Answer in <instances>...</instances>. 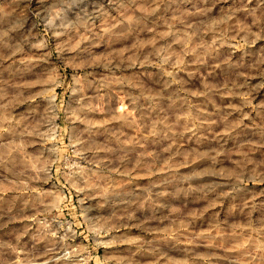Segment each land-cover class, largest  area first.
I'll use <instances>...</instances> for the list:
<instances>
[{
  "label": "rangeland",
  "instance_id": "374dc122",
  "mask_svg": "<svg viewBox=\"0 0 264 264\" xmlns=\"http://www.w3.org/2000/svg\"><path fill=\"white\" fill-rule=\"evenodd\" d=\"M17 263L264 264V0H0Z\"/></svg>",
  "mask_w": 264,
  "mask_h": 264
},
{
  "label": "bare ground",
  "instance_id": "6f19581e",
  "mask_svg": "<svg viewBox=\"0 0 264 264\" xmlns=\"http://www.w3.org/2000/svg\"><path fill=\"white\" fill-rule=\"evenodd\" d=\"M189 73H190V72H187L186 74L189 75ZM17 264H19V263H17Z\"/></svg>",
  "mask_w": 264,
  "mask_h": 264
}]
</instances>
